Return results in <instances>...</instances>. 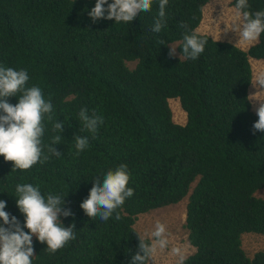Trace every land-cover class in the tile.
Listing matches in <instances>:
<instances>
[{"label":"trees","instance_id":"16d2710c","mask_svg":"<svg viewBox=\"0 0 264 264\" xmlns=\"http://www.w3.org/2000/svg\"><path fill=\"white\" fill-rule=\"evenodd\" d=\"M210 1L168 0L165 26L155 33L159 0L128 23H93L88 13L96 0H0V66L27 70L26 87L38 86L53 104L42 144L59 134L56 120L65 123L54 145L60 157L12 171L13 163L0 156V200L22 227L17 184L39 186L45 197L67 195L65 208L74 214L60 220L75 225L76 239L50 254L33 236L32 264H130L139 245L137 216L186 196L194 251L183 264H264V250L249 257L241 242L243 233L264 234V198L255 195L264 188V132L253 129L259 117L249 99L250 61L264 60V33L242 49L198 32ZM230 3L235 8L237 0ZM248 3L246 11H264V0ZM193 32L207 40L195 60L180 48ZM174 42L179 56L170 58ZM170 98L179 100L184 124L174 122ZM7 99L18 103V97ZM81 108L104 118L94 137L83 130ZM75 135L89 139L78 156ZM121 164L134 195L107 221L87 216L80 204L96 179L102 183Z\"/></svg>","mask_w":264,"mask_h":264},{"label":"clouds","instance_id":"9594fccd","mask_svg":"<svg viewBox=\"0 0 264 264\" xmlns=\"http://www.w3.org/2000/svg\"><path fill=\"white\" fill-rule=\"evenodd\" d=\"M107 4V7L104 6ZM168 0H159L158 18L154 22L152 31L160 33L165 26V7ZM152 0H96L95 7L88 13L93 23L102 20H114L115 22H132L138 13L149 12ZM238 22L232 29L239 36V40L245 43L258 41L264 33V11L251 13L248 0H237L235 5ZM107 13V15H105ZM182 28L187 26L183 23ZM182 55L186 59L195 60L204 52L206 39L200 38L195 32L185 34L183 37ZM160 44H165L160 40ZM177 47L170 46L169 57L176 56ZM29 80L27 70H15L11 67L0 66V156L5 161L13 163L12 171L28 170L35 164L44 163L52 156L60 157L61 152L54 145H58L61 134L64 131V121L53 123V131L59 133L51 139L48 145L42 144L45 132L44 119L47 116L52 121L53 104L51 100H45L41 88L38 86L26 87ZM260 86H264V75L257 79ZM19 94V95H18ZM18 97L15 105L8 102L9 97ZM258 121L254 123V131L264 132V103L257 109ZM79 119L83 130L95 136L100 125L104 123L102 115L94 110L90 113L87 108H81ZM76 155L89 147V139L86 136H74ZM47 154L44 153V148ZM130 174L127 165L121 164L115 170H108L102 178H97L90 189L87 199L80 204L85 214L89 217H99L101 221H107L113 213L121 207L127 198L134 195V189L128 187ZM16 204L25 216L23 227L15 216L6 212V202L0 200V264H32L34 256L33 236L41 243H46L47 250L54 254L63 248L68 242L75 240V225L65 227L60 216H73L70 208H65L67 195H53L46 197L41 194L39 186L30 183L16 185ZM116 220L121 217L117 213ZM5 225L7 227H5ZM24 228L28 231L25 232ZM138 251L132 256L130 264H153V257L157 250L168 247L166 226L157 222L151 236L154 240L149 243L139 234ZM173 254L179 257V264H183L185 256L180 248H173Z\"/></svg>","mask_w":264,"mask_h":264},{"label":"rangeland","instance_id":"374dc122","mask_svg":"<svg viewBox=\"0 0 264 264\" xmlns=\"http://www.w3.org/2000/svg\"><path fill=\"white\" fill-rule=\"evenodd\" d=\"M231 0H211L203 8V16L197 31L207 34L214 39L231 42L242 49H247L251 44L239 40V36L232 29L234 23L238 22L236 9L231 5ZM177 42L169 46L177 47ZM176 56H179L176 49ZM253 71L252 83L249 87V99L252 110L257 113V109L264 101V86H260L257 79L264 75V60L251 59ZM129 68L134 67L135 62H127ZM174 122L184 124L186 113L180 106L177 98L168 100ZM195 183L191 184V188ZM256 196L264 198V188L259 189ZM187 196L176 204L157 208L146 213L139 214L135 220L134 228L139 235L151 243L154 238L151 233L155 229L157 222L166 226L168 236V247L164 250H157L153 257V264H173L179 261V257L173 254V248H180L183 255H190L194 248L188 242V230L185 228ZM242 248L246 255H252L260 250H264V234L243 233L241 236Z\"/></svg>","mask_w":264,"mask_h":264}]
</instances>
